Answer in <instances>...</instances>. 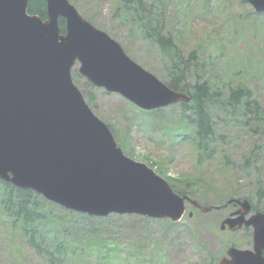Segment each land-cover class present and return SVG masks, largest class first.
Returning <instances> with one entry per match:
<instances>
[{"label":"water","instance_id":"1","mask_svg":"<svg viewBox=\"0 0 264 264\" xmlns=\"http://www.w3.org/2000/svg\"><path fill=\"white\" fill-rule=\"evenodd\" d=\"M45 1L42 18L28 12L29 0H0V179L96 217L135 214L177 222L188 204L204 212L218 207L177 193L153 168L128 157L71 70L78 64L89 83L145 110L188 102V93L134 61L69 0ZM245 1L255 13L264 12V0ZM230 203L239 206L219 228L250 227L252 248L230 245L218 264H264V212L252 211L247 198Z\"/></svg>","mask_w":264,"mask_h":264},{"label":"rangeland","instance_id":"2","mask_svg":"<svg viewBox=\"0 0 264 264\" xmlns=\"http://www.w3.org/2000/svg\"><path fill=\"white\" fill-rule=\"evenodd\" d=\"M69 1L87 20L116 39L129 57L165 82L156 51L116 22L113 14L119 0ZM163 1L165 30L174 36L182 53L196 49L199 61L204 63L198 68L202 78L220 86L223 93L228 91V83L235 86L240 82L252 89L264 108V14H255L242 0H191L188 6L180 5L179 0ZM78 66L71 70L74 84L94 114L108 124L128 157L144 162L184 194L202 199L204 205L221 206L204 212L188 205L177 222L109 214L97 224L98 233H102L101 248L90 249L79 264H120L116 258L107 263L103 258L98 260L106 245L114 243L119 259L129 250L139 251L130 258L131 264H218L230 245L252 248L250 227L231 231L221 230L219 225L229 211L225 209L228 199L252 196L258 180L264 187V116L258 127L246 115L231 112L240 110L216 109V131L224 134V142L214 156L197 163L194 144L181 136L192 129L185 124L179 126L166 109L169 107L140 109L116 92L87 84ZM88 92L94 95L92 101L86 97ZM254 128L260 129V134ZM256 146L260 148L254 150L255 166L254 161L247 169L242 168L243 155ZM226 160L237 168L232 169ZM5 219L0 218V264H43ZM105 235L109 238L103 239ZM143 251L152 253L148 256ZM145 258L148 261L142 263Z\"/></svg>","mask_w":264,"mask_h":264},{"label":"trees","instance_id":"3","mask_svg":"<svg viewBox=\"0 0 264 264\" xmlns=\"http://www.w3.org/2000/svg\"><path fill=\"white\" fill-rule=\"evenodd\" d=\"M191 0H179L180 5L188 6ZM246 3L245 0H242ZM28 12L44 18L46 15L45 0H29ZM264 14V13H263ZM113 16L117 23L126 26L130 36L140 37L146 41L163 65L165 83L175 90L187 92L191 97L188 102L173 104L166 108L170 116L180 125L191 127V132L181 135L191 140L196 149V162L200 163L206 158L215 155L224 142V134L216 131V109L240 110L231 111L233 115L244 114L248 119L254 120L260 127L264 116V108L259 100L253 96L252 89L238 82L235 86L227 84L228 91L223 93L220 86L208 78H202L198 68H202L196 49L188 54L181 52L180 45L174 36L165 30V8L163 0H119L114 8ZM61 32L65 30L64 19H59ZM87 84L91 85L87 81ZM88 100L92 101L94 95L86 93ZM160 109V108H158ZM172 111V112H171ZM249 115V116H248ZM256 134L260 129L254 128ZM254 147L247 155L244 154L241 167L248 168L255 161ZM264 148L262 144L261 149ZM258 158V157H257ZM257 159L253 166H255ZM226 163L232 169L237 165ZM257 168V167H256ZM179 194L183 190L170 184ZM252 196L242 195L251 202L252 210L264 212V187L258 180ZM204 204L202 199L198 200ZM0 218H6L11 230L23 238L32 253L38 256L43 264H79L82 258L92 248L99 250L102 233H98L97 224L103 223L107 217H95L85 213L68 210L55 204L42 195L14 186L0 179ZM139 218V217H137ZM107 235L103 239H108ZM90 241V244L88 241ZM99 242V243H95ZM117 243L106 245V250L99 254L98 260L107 263L116 258L120 264H131V257L138 250H129L123 259L117 256L115 246ZM145 255H151V253ZM115 253V254H113ZM212 258V257H211ZM145 258L141 262H147Z\"/></svg>","mask_w":264,"mask_h":264},{"label":"flooded vegetation","instance_id":"4","mask_svg":"<svg viewBox=\"0 0 264 264\" xmlns=\"http://www.w3.org/2000/svg\"><path fill=\"white\" fill-rule=\"evenodd\" d=\"M238 206L239 205H237L235 203H230V204L226 205L225 209H228L229 208V211L228 212L230 213L231 211L235 210Z\"/></svg>","mask_w":264,"mask_h":264}]
</instances>
